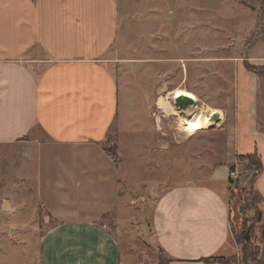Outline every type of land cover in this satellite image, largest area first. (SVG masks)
Wrapping results in <instances>:
<instances>
[{"label": "crops", "instance_id": "1", "mask_svg": "<svg viewBox=\"0 0 264 264\" xmlns=\"http://www.w3.org/2000/svg\"><path fill=\"white\" fill-rule=\"evenodd\" d=\"M119 23L117 0H0V145L33 148L37 200L54 221L39 240L38 264H123L117 234L131 227L122 217L133 201L122 190L125 157L116 164L104 147L119 117V84L106 59ZM218 60L234 74L218 129L224 162L203 181L154 192L145 232L169 264L236 253L230 168L248 155L264 163V78L247 59ZM248 60L264 67V56ZM255 189L264 196V175Z\"/></svg>", "mask_w": 264, "mask_h": 264}, {"label": "rangeland", "instance_id": "2", "mask_svg": "<svg viewBox=\"0 0 264 264\" xmlns=\"http://www.w3.org/2000/svg\"><path fill=\"white\" fill-rule=\"evenodd\" d=\"M117 1L119 38L106 59L119 84V117L104 147L125 157L122 190L133 201L132 212L122 217L127 224L133 219L131 227L117 236L123 264L124 259L159 264L160 257L167 258L153 243L152 230L151 236L145 232L147 222L151 226L154 192L161 194L178 182L203 181L224 162L218 158L224 148L218 129L225 119L221 108L234 90V74L218 59L244 58L250 64L251 56H264V0ZM185 95L207 120L216 110L223 116L220 122L193 135L181 131L179 122L186 114L176 100ZM163 104L175 113H163ZM32 157L28 145H0V264H38L39 240L54 224L37 200ZM245 157L233 165L238 173L231 179L233 191L237 189L233 229L243 236L253 232L264 251V204L258 205L260 213L241 212L247 191L258 194L252 182L264 175V163L250 167ZM5 202L16 211L2 208ZM107 222L117 228L111 217ZM238 247L225 262L246 264L243 246Z\"/></svg>", "mask_w": 264, "mask_h": 264}, {"label": "trees", "instance_id": "3", "mask_svg": "<svg viewBox=\"0 0 264 264\" xmlns=\"http://www.w3.org/2000/svg\"><path fill=\"white\" fill-rule=\"evenodd\" d=\"M246 68L250 71L253 72L257 75H259L260 77L264 78V67H258V66H252L250 64H245ZM105 151L108 153V155L113 159V161L118 164L119 163V157L116 154L115 151L113 150H109L107 148H105ZM245 158H247V160L249 161L250 167H258L261 168L262 167V161L260 159H258L257 154L256 155H248ZM231 171L234 170V166H231L230 168ZM258 176L256 177V181H253L252 183L256 184L257 180H258ZM229 181L231 183V178H229ZM252 189V188H251ZM251 189H249L247 192L248 195L246 197V199H244V206H241V212L244 214L247 213V211H253L256 214L260 211H258L260 204H264V201L261 199V195L258 193H253L251 191ZM231 209L233 211V213L235 214V211L233 209V192H235L237 189H234L231 187ZM260 210V209H259ZM242 214V215H243ZM234 218V215H233ZM233 218L231 219V228L233 231V235L235 237V240L237 242V244L239 246H243V260L244 263L246 264H264V251H261L259 249V247L257 246L256 242H255V238L253 237V232H250L249 234H245L243 236V233H241V235L239 233H237V231H235L233 229ZM248 220V219H247ZM261 220V219H260ZM264 234V231H263ZM203 262H205L206 264H229L226 261V258H220V257H211L208 259H203ZM159 264H169V261L163 260L161 257L159 258Z\"/></svg>", "mask_w": 264, "mask_h": 264}, {"label": "bare ground", "instance_id": "4", "mask_svg": "<svg viewBox=\"0 0 264 264\" xmlns=\"http://www.w3.org/2000/svg\"><path fill=\"white\" fill-rule=\"evenodd\" d=\"M183 97L184 98L188 97L192 99L190 95H185ZM169 105L163 104L162 106L163 113H167L168 110L169 111L168 113L174 114L175 113L174 110H172V108H170ZM185 114L186 115L182 116L180 119L179 127L181 131H184L189 135H193L203 127H207L209 129L211 125H215V123L211 121V116L207 120V116L202 111L198 109L195 110V105L190 107L189 110L185 112Z\"/></svg>", "mask_w": 264, "mask_h": 264}, {"label": "water", "instance_id": "5", "mask_svg": "<svg viewBox=\"0 0 264 264\" xmlns=\"http://www.w3.org/2000/svg\"><path fill=\"white\" fill-rule=\"evenodd\" d=\"M176 105L177 107H179L181 110L187 112L189 110L190 107H192L193 105H195V101L191 98L188 97H179L176 100ZM220 116L217 113H214L211 117V121L214 123H219L220 122ZM7 209V203H6V208Z\"/></svg>", "mask_w": 264, "mask_h": 264}, {"label": "built area", "instance_id": "6", "mask_svg": "<svg viewBox=\"0 0 264 264\" xmlns=\"http://www.w3.org/2000/svg\"><path fill=\"white\" fill-rule=\"evenodd\" d=\"M235 169H237V168H235ZM237 174H238L237 171H234V170L231 171L230 178H231V179H232V178H234V179L237 178Z\"/></svg>", "mask_w": 264, "mask_h": 264}]
</instances>
